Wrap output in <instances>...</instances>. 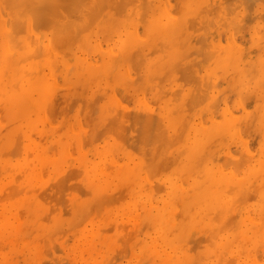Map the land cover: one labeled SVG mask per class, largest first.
I'll return each instance as SVG.
<instances>
[{
	"label": "rangeland",
	"instance_id": "374dc122",
	"mask_svg": "<svg viewBox=\"0 0 264 264\" xmlns=\"http://www.w3.org/2000/svg\"><path fill=\"white\" fill-rule=\"evenodd\" d=\"M18 1L0 264H264V0Z\"/></svg>",
	"mask_w": 264,
	"mask_h": 264
},
{
	"label": "bare ground",
	"instance_id": "6f19581e",
	"mask_svg": "<svg viewBox=\"0 0 264 264\" xmlns=\"http://www.w3.org/2000/svg\"><path fill=\"white\" fill-rule=\"evenodd\" d=\"M19 1H22V0H19ZM19 1H18V2H19ZM23 1H24V0H23ZM123 1H124V0H123ZM125 1H126V0H125ZM145 1H146V0H145ZM151 1H152V0H151ZM165 1H166V0H165ZM222 1H223V0H222ZM218 2H219V1H218ZM14 3H16V2H14ZM121 3H123V2L121 1ZM145 3H146V2H145ZM148 3H149L148 5H150V6L152 5V4H150V1H149V0H148ZM167 3H168V2H167ZM169 3H170V2H169ZM124 4H125V2H124ZM17 5L19 6V4L16 3L15 6L13 5L14 7L12 6V8L14 9ZM41 5H42V4H41ZM41 5H40V6H41ZM156 5H157V4H156ZM215 7H216V6H215ZM123 8H124V7H123ZM22 9H23V8H22ZM47 9H48V8H47ZM15 10L17 11V9H15ZM201 10H202V9H201ZM210 10H211V9H210ZM18 11H19V10H18ZM216 11H217V10H216ZM199 12H201V11H199ZM205 12H206V11H205ZM205 12L203 11L202 15L204 14L205 17H206ZM209 12H210V11H209ZM15 13H16V12H15ZM19 13H20V12H19ZM19 13H18V14H19ZM213 13H215V12H213ZM22 14H23V13H22ZM197 14H199V13H197ZM209 14H210V13H208L207 16H209ZM20 16H21V15H20ZM23 16H24V15H23ZM23 16H22V17H23ZM141 16H143V15L140 14V16H138V17L142 18L143 21H144L145 19H144L143 17H141ZM216 16H217V15H216ZM134 17H135V16H134ZM202 17H204V16H202ZM202 17H200V18L202 19ZM205 17L203 18V20H201L200 18H198V19H200L201 21H204V20H206ZM209 17H210V16H209ZM192 18H193V17H192ZM206 18H207V17H206ZM22 19H23V20H22L21 22L24 21V18H22ZM132 19H133V18H132ZM134 19H135V18H134ZM208 19H209V18H208ZM20 20H21V19H20ZM20 20H18V22H20ZM200 20H199V21H200ZM209 20H210V19H209ZM221 20H222V19H221ZM140 21H142V20H140ZM148 21H149V20H148ZM148 21H147V22H148ZM151 21H152V20H151ZM151 21H150V22H151ZM21 22H20V24H21ZM186 22H187V21H186ZM143 23H145V21H144ZM162 23H163V22H162ZM162 23H161V25H162ZM204 23H205V21L202 22L201 25L204 24ZM224 23H225V22H224ZM146 24H147V23H146ZM152 24H153V22H152ZM195 24H196V23H195ZM197 24H198V23H197ZM161 25H160V24L157 25L158 28H159ZM213 25H214V24H213ZM144 26H145V25H144ZM162 26H163V25H162ZM164 26H165V23H164ZM167 26H168V25H166V27H167ZM17 27H18V26H17ZM21 27H22V26H21ZM232 27H233V26H232ZM236 27H237V26H236ZM238 27H239V26H238ZM238 27H237V28H238ZM162 28L166 29L165 27H162ZM252 28H253V27H252ZM234 29H235V28H234ZM234 29H233V31H236V30H234ZM166 30H167V29H166ZM229 31H230V30H229ZM163 32H164V31H163ZM166 32H167V31H166ZM253 32H254V31H253ZM158 33H159V32H158ZM160 33H162V31H161ZM163 34H165V33H163ZM230 38H231V37H230ZM199 39H200V38H199ZM164 40H166V39H164ZM164 40L162 39V41H164ZM167 40H169V39H167ZM203 41H204V40H203ZM218 41H219V40H218ZM218 41H217V42H218ZM225 41H226V40H225ZM12 42H13V41H12ZM170 42H171V40H169V42H168V41H167V42H162V43H166V44H163V47H164L165 45L167 46V43H168V46H169ZM226 42H227V41H226ZM218 43H219V42H218ZM220 44H222V43H220ZM166 46H165V47H166ZM168 46H167V47H168ZM161 48H162V47H161ZM217 48H218V47H217ZM8 49H9V48H8ZM13 49H14V48H13ZM159 49H160V48H159ZM164 49H165V48H164ZM215 49H216V48H215ZM134 50H136V49H134ZM137 50H138V49H137ZM205 50H206V49H205ZM8 51H9V50H8ZM162 51H163V50H162ZM165 51H166V50H165ZM207 51H208V50H207ZM213 51H214V50H213ZM139 52H140V50H139ZM21 57H22V56H21ZM226 58H227V57H226ZM19 59H20V58H19ZM21 59H22V58H21ZM21 59H20V60H21ZM23 59H24V58H23ZM231 59H232V58H231ZM233 59H234V58H233ZM1 61H2V60H1ZM174 61H175V60H174ZM174 61H173V63H175ZM19 62H20V61H19ZM0 63H1V62H0ZM14 63H15V62H14ZM248 63H249V62H248ZM250 63H251V65H252V62H250ZM8 64H9V63H8ZM10 64H11V62H10ZM16 64L18 65V62H17ZM175 64H176V63H175ZM171 65H172V63H171ZM171 65H170V67H171ZM248 65H249V64H248ZM35 66H37V65H35ZM189 66H190V65H189ZM193 66H194V65H193ZM245 66H247V65H245ZM20 67H21V66H20ZM185 67H186V66H185ZM247 67H248V66H247ZM249 67H250V66H249ZM1 68H2V67H1ZM5 69H6V68H5ZM5 69H4V71H5ZM20 69H21V68H20ZM186 69H188V68H186ZM249 69H250V68H249ZM17 70L19 71V68H18V69H15V72H16ZM22 70H23V69H22ZM22 70H21V71H22ZM170 70H171V68H170ZM7 71H8V70H7ZM21 71L19 72V74L21 73ZM8 72H9V71H8ZM190 72H191V71H190ZM16 73H17V72H16ZM16 73H15V74H16ZM165 73H166V71H165ZM23 76H24V74H23ZM29 77H30V76H29ZM234 79H235V78H234ZM3 80H4V79H3ZM18 82H19V81H18ZM22 83H23V82H22ZM14 84H15V83H14ZM4 85H5V84H4ZM12 85H13V84H12ZM12 85H11V86H12ZM2 86H3V85H2ZM6 86H7V85H6ZM15 86H16V85H15ZM16 87H17V86H16ZM245 89H246V88H245ZM247 90H248V89H246V91H247ZM249 91H250V90H249ZM253 91H254V90H253ZM12 92H13V91H12ZM244 92H245V91H244ZM244 92H243V93H244ZM245 93H246V92H245ZM240 94H241V92H240ZM246 95H247V94H246ZM1 96H2V95H1ZM237 96H240V95L238 94ZM241 97H244V98L247 99V97H249V95L245 97V94H243V96H240V98H241ZM239 102H240V101H239ZM239 102H238V104H239ZM221 106H222V105H221ZM224 106H226V104H225ZM224 106H223V107H224ZM241 107H243V105H242ZM224 108H225V107H224ZM227 109H228V108H227ZM227 109H225V110L227 111ZM242 109H243V108H242ZM246 109H247V108H246ZM243 110H244V109H243ZM256 112H257V111H256ZM228 113L231 114L232 112H230V111L228 110ZM228 113H227V114H228ZM233 114H235V113H233ZM233 114H231V115H233ZM226 116H227V115H226ZM234 116H236V115H234ZM210 117H211V115H210ZM213 118H214V117H213ZM216 119H217V118H216ZM217 120H218V119H217ZM213 121H214V119H213ZM215 121H216V120H215ZM241 121H242V120H241ZM241 121H240V122H241ZM198 123H201V122L199 121ZM227 123H228V121H227ZM244 123H245V122H244ZM203 124H204V123H203ZM256 124H257V123H256ZM200 125H201V124H200ZM230 125H231V124H230ZM246 125H247V124H246ZM246 125H245V126H246ZM239 127H240V126H239ZM248 127H249V126H248ZM230 128H231V127H230ZM235 130H236V129H235ZM236 131H237V130H236ZM249 131H250V130H249ZM236 133H237V132H236ZM243 133H244V132H243ZM223 134H225V133H223ZM199 135H200V134H199ZM220 135H222V133H221ZM220 135H219V136H220ZM236 135H237V134H236ZM239 136H240V135H238V137H239ZM217 137H218V135H217ZM217 137H216V138H217ZM220 137H221V136H220ZM239 138H240V137H239ZM242 138H244V137H242ZM242 138H241V139H242ZM213 139H214V138H213ZM245 140H246V138H244V141H245ZM190 142H191V141H190ZM244 143H245V142H244ZM245 145H246V144H245ZM247 145H248V144H247ZM205 146H206V145H205ZM245 147H246V146H245ZM205 148H206V147H205ZM204 150H205V149H204ZM247 150H248V149H247ZM250 150H251V149H250ZM250 150H249V151H250ZM262 150H263V149H262ZM249 151H248V152H249ZM204 152H206V151H203V153H204ZM252 152H253V151H252ZM205 154H206V153H205ZM245 154H246V153H245ZM200 155H201V154H200ZM246 155H247V154H246ZM247 156H248V155H247ZM245 159H246V158H245ZM248 159H249V158H248ZM244 162H245V161L243 160V163H244ZM243 163H242V164H243ZM254 165H255V164H254ZM212 166H213V165H212ZM219 166H221V165L219 164ZM239 166H240V165H238V167H239ZM241 166H242V165H241ZM238 167H237V168H238ZM217 168H218V167H217ZM221 170H222V169H221ZM229 170H230V169H229ZM229 170H228V171H229ZM231 171H232V170H230V173H231ZM234 172H235V171H234ZM232 175H234V174H232ZM235 176H236V175H235ZM227 178H228V177H227ZM250 178H251V177H250ZM230 181H231V180H230ZM213 185H214V184H213ZM254 186H255V185H254ZM233 187H234V186H233ZM246 187H247V186H246ZM242 188H243V187H242ZM240 191H242V190H240ZM240 191H236V192L239 193L238 195L242 196V195H241L242 193H241ZM245 191H246V189H244L242 192L245 193ZM240 193H241V194H240ZM246 193H247V191H246ZM246 193H245V194H246ZM247 195H249V194H247ZM253 195H254V194H253ZM253 195H252V196H253ZM10 196H11V195H10ZM10 196H9V197H10ZM225 196H226V195H225ZM234 196H235V195H234ZM236 196H237V195H236ZM240 196H239V197H240ZM249 196H250V195H249ZM237 197H238V196H237ZM239 197H238V199L243 198V196L240 197V198H239ZM254 197H255V195H254ZM233 199H234V198H233ZM238 199H237V200H238ZM246 199H247V198H246ZM253 199H255V198H253ZM238 201H239V200H238ZM238 201H237V203L241 202V201H239V202H238ZM255 201H256V200H255ZM259 202H260V201H259ZM253 206H254V205H253ZM247 207H248V206H247ZM247 217H249V216L247 215ZM262 218H263V217H262ZM221 219H223V221L221 220V221H222L221 224H222V223L224 222L225 218H221ZM250 219H251V218H249V220H250ZM15 220H17V219H15ZM18 220H20V219H18ZM218 220H219V219H218ZM252 220H253V219H252ZM254 220H255V219H254ZM216 221H217V220H216ZM227 222H228V221H227ZM217 223H218V226H219V221L216 222V224H217ZM223 224H224V223H223ZM226 224H227V223L225 222V225H226ZM263 224H264V222H263ZM225 225H224V228L226 227ZM218 226H216V228H217ZM253 226H254V225H252L251 227H253ZM214 228H215V227H214ZM214 228H213V231H214ZM216 228H215V229H216ZM219 228H220V230H221V227H219ZM224 228H222V229H224ZM229 228H230V226H229ZM22 229H23V228H22ZM225 229H228V227L225 228ZM225 229H224V230H225ZM258 229H259V228H258ZM217 230H218V229H217ZM224 230H223V231H224ZM213 231L210 232L211 237H212V234L214 233ZM221 231H222V230H221ZM205 232H206V231H205ZM212 232H213V233H212ZM218 232H219V230H218ZM215 233L217 234V232H215ZM215 233H214V234H215ZM223 234H224V232H223ZM208 236H209V235H207V237H208ZM22 237H24V236H22ZM207 237H206V238H207ZM214 238H216V237H214ZM207 239H209V238H207ZM216 239H217V238H216ZM208 241H209V240H208ZM210 241H211V240H210ZM211 242H212V241H211ZM261 243H262V242H261ZM230 244H231V243H230ZM201 245H202V244H201ZM211 245L213 246V244H211ZM259 245H260V244H259ZM259 245H258V246H259ZM215 251H216V248H215ZM222 251H223V250H222ZM222 251L219 250L220 253H221ZM254 251H255V250H254ZM242 252H243V251H242ZM248 252H249V251H248ZM255 252H256V251H255ZM255 252H254V256H255ZM216 253H218V252L216 251L215 254H216ZM220 253H218V254L220 255ZM218 254H216L215 256L218 257V256H219ZM217 255H218V256H217ZM221 255H222V254H221ZM223 255H224V253H223ZM252 256H253V253H252ZM254 256H253L252 258H254ZM231 258H233V257H231ZM244 258H245V256H244ZM233 259H235V257H234ZM222 260H223V259H222ZM222 260H221V261H222ZM254 260H255V259H254ZM219 261H220V260H219ZM221 261H220V262H221ZM233 261H234V260H233ZM233 261H232V262H233ZM255 261H256V260H255ZM260 261H261V260H260Z\"/></svg>",
	"mask_w": 264,
	"mask_h": 264
}]
</instances>
